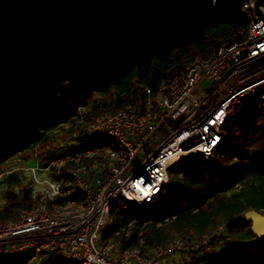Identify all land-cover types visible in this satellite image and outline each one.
Returning a JSON list of instances; mask_svg holds the SVG:
<instances>
[{
    "label": "built area",
    "instance_id": "obj_1",
    "mask_svg": "<svg viewBox=\"0 0 264 264\" xmlns=\"http://www.w3.org/2000/svg\"><path fill=\"white\" fill-rule=\"evenodd\" d=\"M230 14L248 20L244 41L226 42L208 58L175 70L155 93L146 88L143 113L125 109L96 116L84 132L103 143L58 152L28 168L36 205L16 221L0 220V264H36L53 253L68 263L158 264L179 252L209 248V238L175 240L144 257L105 237L112 228L113 202L123 201L124 210L128 204L142 208L152 203L180 165L194 163L188 173L213 161L226 142V127L252 108L264 113V4L250 0ZM203 25L208 22L190 29L199 32ZM156 50L148 45L142 51ZM133 55L98 74V83L125 69ZM57 100L72 101V96L61 91L52 102ZM81 110L80 102L78 114ZM78 135L73 132L68 145L78 144Z\"/></svg>",
    "mask_w": 264,
    "mask_h": 264
},
{
    "label": "trees",
    "instance_id": "obj_2",
    "mask_svg": "<svg viewBox=\"0 0 264 264\" xmlns=\"http://www.w3.org/2000/svg\"><path fill=\"white\" fill-rule=\"evenodd\" d=\"M247 28L246 18L223 14L199 32L188 29L192 31L189 36L187 30L173 39L167 35L162 52L147 55L137 49L132 62L116 75L109 74L106 83L94 87V76L65 84L62 93L71 95L72 101L57 100L31 111L0 116V165L33 152L43 165L58 152L103 143L86 137V124L104 113L125 109L143 113L146 88L155 93L175 70L208 58L226 42L244 41ZM79 118L83 120L80 124ZM64 125H70V137L79 133L78 144L53 147L52 133ZM224 131L226 142L213 161L202 162L183 176L170 174L168 186L152 203L139 208L140 215L134 205L124 210L123 201L113 202L112 228L105 238H112L121 248L138 249L144 257L175 240L191 243L209 238V248L179 252L182 264H264V237H255L251 223L243 218L249 210L264 213V113L252 108ZM0 185L6 189L0 199L1 221H16L23 210L36 205L22 173L3 176ZM115 232L119 234L113 236ZM36 264L79 263H68L53 253Z\"/></svg>",
    "mask_w": 264,
    "mask_h": 264
},
{
    "label": "water",
    "instance_id": "obj_3",
    "mask_svg": "<svg viewBox=\"0 0 264 264\" xmlns=\"http://www.w3.org/2000/svg\"><path fill=\"white\" fill-rule=\"evenodd\" d=\"M248 1L0 0V116L45 106L65 83L109 71L143 42L210 25ZM243 218L264 237V213Z\"/></svg>",
    "mask_w": 264,
    "mask_h": 264
},
{
    "label": "rangeland",
    "instance_id": "obj_4",
    "mask_svg": "<svg viewBox=\"0 0 264 264\" xmlns=\"http://www.w3.org/2000/svg\"><path fill=\"white\" fill-rule=\"evenodd\" d=\"M187 32H189L187 36H189L192 33V31L190 30H187ZM170 35H173V37L172 38L168 37V39L175 38L177 34H170ZM166 36L147 40L143 42L139 48H142V50L144 51L145 46H148V45L156 46L157 50L152 53L150 52L146 53L148 55L153 54L155 52H162L164 49V43L166 40L165 38ZM97 79H98V75L96 78H94V82H93L94 87L100 85ZM67 83H72V82H67ZM69 128H70V125H64L63 127H58L57 129L54 130V132L52 133L51 142H50L53 147H61L69 141L70 139V136L68 133ZM39 160L40 159H39L38 154L36 152H33V153H28V154L17 156L13 158L12 160L5 162L4 164L0 165V181L2 177L7 174L14 173V172H20L22 173V176H23V184L27 188H29L31 186V181H30V176L28 173V168L35 167V163L39 162ZM192 166H194V163H189V164L186 163V165L183 167L180 165L177 168V170H174V174L180 176L186 173L187 170L191 169ZM5 190H6L5 187L0 185V199L2 198ZM135 211L137 215H140L142 213V209H139V208L138 209L136 208ZM158 264H182V259H181L180 254L177 253V254H174L172 257H166V258H163L162 260H159Z\"/></svg>",
    "mask_w": 264,
    "mask_h": 264
}]
</instances>
